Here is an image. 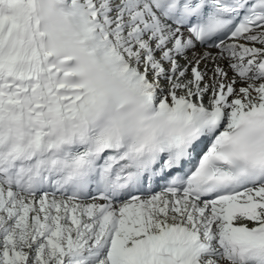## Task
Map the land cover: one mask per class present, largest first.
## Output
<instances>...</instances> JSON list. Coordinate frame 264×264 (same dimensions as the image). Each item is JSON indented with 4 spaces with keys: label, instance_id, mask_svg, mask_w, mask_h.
<instances>
[{
    "label": "snow or ice",
    "instance_id": "snow-or-ice-1",
    "mask_svg": "<svg viewBox=\"0 0 264 264\" xmlns=\"http://www.w3.org/2000/svg\"><path fill=\"white\" fill-rule=\"evenodd\" d=\"M0 264H264V0H0Z\"/></svg>",
    "mask_w": 264,
    "mask_h": 264
}]
</instances>
